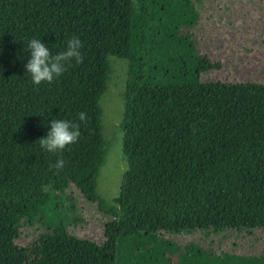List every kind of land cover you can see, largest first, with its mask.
I'll list each match as a JSON object with an SVG mask.
<instances>
[{
	"label": "trees",
	"instance_id": "16d2710c",
	"mask_svg": "<svg viewBox=\"0 0 264 264\" xmlns=\"http://www.w3.org/2000/svg\"><path fill=\"white\" fill-rule=\"evenodd\" d=\"M200 1L0 0V264H264V251L214 256L171 239L264 229V82L201 80L216 65L190 31ZM72 35L83 63L35 85L28 42L41 39L55 55ZM109 55L127 60L126 169L113 203L96 191ZM80 112L89 119L76 143L41 148L52 119L78 122ZM61 157L65 167L51 168ZM75 194L106 218L102 241L68 231ZM34 222L44 230L19 245L21 227Z\"/></svg>",
	"mask_w": 264,
	"mask_h": 264
},
{
	"label": "rangeland",
	"instance_id": "374dc122",
	"mask_svg": "<svg viewBox=\"0 0 264 264\" xmlns=\"http://www.w3.org/2000/svg\"><path fill=\"white\" fill-rule=\"evenodd\" d=\"M198 14L190 31L200 54L216 66L200 76L202 81L264 82V1L261 0H202L192 4L191 14ZM109 79L99 100L102 134L108 141L105 161L96 178V191L108 203L117 196L126 159L122 152L123 131L119 122L123 110L122 91L127 76V60L108 56ZM75 196V197H74ZM73 196L74 218L67 229L73 235L100 242L106 218L80 195ZM44 224L23 225L16 242L34 243L44 230ZM180 244L193 242L219 255L222 250L259 255L264 251V229L226 232L205 237L200 232L172 236ZM173 263L176 256H171ZM124 262L133 260L131 250L123 252ZM216 259V258H215ZM217 262V261H216ZM220 262H218L219 264Z\"/></svg>",
	"mask_w": 264,
	"mask_h": 264
},
{
	"label": "clouds",
	"instance_id": "9594fccd",
	"mask_svg": "<svg viewBox=\"0 0 264 264\" xmlns=\"http://www.w3.org/2000/svg\"><path fill=\"white\" fill-rule=\"evenodd\" d=\"M83 47L80 38L77 35H72L66 42V48L53 55L41 39L32 38L26 48V51L30 52V59L24 66L26 73L30 74L31 81L37 86L44 82L51 84L64 75L73 62L76 64L83 63L81 52ZM88 119L86 112L78 114V122L67 119H52L50 131L37 142L48 153L63 152L67 146L78 141L81 136L80 122L86 124ZM65 163L61 157L50 167L60 171L65 167Z\"/></svg>",
	"mask_w": 264,
	"mask_h": 264
}]
</instances>
